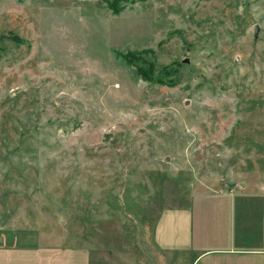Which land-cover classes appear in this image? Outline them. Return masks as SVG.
<instances>
[{"label":"rangeland","instance_id":"obj_1","mask_svg":"<svg viewBox=\"0 0 264 264\" xmlns=\"http://www.w3.org/2000/svg\"><path fill=\"white\" fill-rule=\"evenodd\" d=\"M110 1L0 0V244L171 264L162 210L263 195L264 0Z\"/></svg>","mask_w":264,"mask_h":264},{"label":"crops","instance_id":"obj_2","mask_svg":"<svg viewBox=\"0 0 264 264\" xmlns=\"http://www.w3.org/2000/svg\"><path fill=\"white\" fill-rule=\"evenodd\" d=\"M258 189L263 195H209L162 210L156 248L171 264H264V181ZM93 260L86 246L0 244V264H99Z\"/></svg>","mask_w":264,"mask_h":264},{"label":"trees","instance_id":"obj_3","mask_svg":"<svg viewBox=\"0 0 264 264\" xmlns=\"http://www.w3.org/2000/svg\"><path fill=\"white\" fill-rule=\"evenodd\" d=\"M107 2V5L112 8V10L114 12H119L120 9L117 8V4L118 2L117 1H110V0H105ZM125 59H126V62L128 63H133L134 62V57L133 56H125ZM137 71L139 72V74H142L143 76H145V74L147 73V69H144L143 67L141 66H137Z\"/></svg>","mask_w":264,"mask_h":264},{"label":"water","instance_id":"obj_4","mask_svg":"<svg viewBox=\"0 0 264 264\" xmlns=\"http://www.w3.org/2000/svg\"><path fill=\"white\" fill-rule=\"evenodd\" d=\"M258 29H259L258 25L255 24V25H254V35H255V36L257 35ZM185 62H188V59H185Z\"/></svg>","mask_w":264,"mask_h":264}]
</instances>
